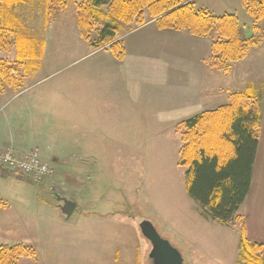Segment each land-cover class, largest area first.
Listing matches in <instances>:
<instances>
[{
    "label": "rangeland",
    "instance_id": "obj_1",
    "mask_svg": "<svg viewBox=\"0 0 264 264\" xmlns=\"http://www.w3.org/2000/svg\"><path fill=\"white\" fill-rule=\"evenodd\" d=\"M193 2L197 11L213 14L206 9V0ZM47 7L48 0H23L21 5L11 11L40 42H45V51L40 60V70L33 71L28 68L24 70L23 67L12 64L16 66L13 76L16 81L11 86L4 87L0 98V151L11 148L19 153H27L39 149L43 155V148L34 144L33 140L21 145L23 138L20 140L21 137L19 135L16 137L15 133L19 123L14 121L12 131H5L6 119L3 115L18 99L26 102L38 92L37 96L40 97L33 102L40 106L35 110L39 114L42 113L43 119H39V122L44 124L42 126L34 123L38 127V130L34 129L35 133L45 136L43 129L46 122L57 123L63 131L62 134L66 133L61 134L58 141L59 149L68 151L69 166H72L78 163L79 154L75 151L78 146L74 147L77 141L74 132H77L78 127L74 122L77 118L63 114L46 117L43 112L47 102L45 91L63 88L66 91L78 92L82 89L81 86H91L93 74L88 78L85 76L87 72L84 71L93 68L100 60L95 55L85 57L86 54L92 53L90 51L97 50L92 49L79 35L75 2L69 0L65 10H58L51 5L53 10L50 12L46 10ZM246 12L239 13L240 27L245 31L247 38L257 34L253 37L262 43L264 24L256 22L255 17L247 10ZM252 18L255 21L254 25H259L257 31L251 27ZM149 21L151 20L147 19V22ZM94 37L95 34L92 35V38ZM215 37L212 33L207 41L201 40L203 41L201 43L211 49ZM261 43L251 48L248 57L242 60L240 65L246 72L249 70L251 72L253 66H256L263 69L261 75L264 73V60H248L255 56V52L260 51ZM196 44L190 43L189 50H186L188 52L183 50L180 57H175L174 60L160 59L164 63L175 65L176 72L180 71V75H183L180 78L181 84L187 81V85L189 81L196 82V79L198 84H205L207 78L205 64L202 63L201 56L195 53L202 49L196 50L194 47ZM263 55L264 50L260 52V56ZM0 57L16 61V50L14 47L0 49ZM210 59L211 53L206 61ZM233 64L229 66L228 73L237 67ZM215 71L223 72L218 68ZM188 73L194 75L196 79H192ZM252 76L255 78L251 74L244 76L246 83H254ZM175 79L179 80L178 77ZM159 81L162 85L166 82L162 76L159 77ZM190 89L188 87L187 92H191ZM150 90L152 93L155 92L152 87ZM156 92L167 98L170 94L162 86H158ZM181 93L175 97L178 105H183L188 97V93L182 95ZM146 125L148 129L150 127L151 130L155 129L156 134L147 139L142 137L131 139L134 151L125 146L123 141L117 144L107 140L100 141L102 145H106L107 151L102 154L110 163L105 162L106 167L98 168H103L100 178L86 179L82 182L85 185L81 186L96 196L95 204L86 206L83 210L79 207L76 186L70 178L72 173L58 172V168L44 155L43 160L53 169V173L43 179L15 175L7 177L6 174L5 176L0 173V200L4 204L0 208V246L25 247L28 256L22 258L19 264H150L152 246L143 238L138 228L139 221L146 219L181 251L184 264H248L242 258L239 236L236 241L232 232L226 231L222 224L207 217L200 204L186 193L183 182L184 169L178 167L173 159L177 155L176 151H171V140L168 142L163 138L169 135L167 128L164 134H157L161 124ZM149 148L152 153L155 151L157 161L151 160L150 167L145 169L144 163L148 159L145 151L148 153ZM166 149L168 151H165ZM112 167L114 170L111 171ZM59 173L63 176L68 174L67 186L61 185L65 181L55 179ZM91 184H94V187L90 186ZM56 195L78 204L73 217L67 219L62 214L59 207L61 203ZM90 207L95 208L99 214L88 215L87 213L91 212ZM81 212H85V216L81 215ZM234 226L240 225L235 223Z\"/></svg>",
    "mask_w": 264,
    "mask_h": 264
},
{
    "label": "crops",
    "instance_id": "obj_2",
    "mask_svg": "<svg viewBox=\"0 0 264 264\" xmlns=\"http://www.w3.org/2000/svg\"><path fill=\"white\" fill-rule=\"evenodd\" d=\"M244 1L206 0V9L212 11L215 16L233 15L230 13H235L238 17L240 12H246ZM252 19L251 27L258 28L259 25H254V18ZM259 23L264 24V19L260 20ZM253 36L255 35H252L251 38ZM119 40L124 43L126 51L122 60H118L105 49L90 51L92 53L86 54L85 57L95 55L100 60L93 68L84 71L87 72L85 76L88 78H91L93 74L91 86H81L82 89L78 92L66 91L63 88L45 91L47 102L43 112H45L46 117L63 114L70 116V118H77L74 122L78 125L77 132H74L76 135L74 137L77 140L74 147L78 146L75 151L79 153L77 154L78 163L76 165L69 166L68 151L59 149L58 141L61 139L63 131L60 126H57V123L46 122L43 129L45 136L35 133L38 127L34 123H39L42 126L44 124L39 122V119H43L42 113L39 114L35 110L40 106L33 102L37 97L39 99L38 92H35L34 96L29 97L30 100H26V102L18 99L11 106L12 108L10 107L3 114L6 119L5 131H12L14 121L19 123L15 133L16 137L17 135L21 137L20 140L23 138L21 145H26L24 143L33 140L34 144L43 148V155L58 168V172L72 173L70 178L73 185L76 186L79 207L83 210L84 207L95 204L96 196L81 186L82 182L86 179L100 178V172L103 171V168H98L100 166L106 167L105 162L110 163L109 160H105L102 154V152L107 151V148L106 145L101 144V140L112 141L114 144L123 141L125 146H129L134 151L131 139L154 137L156 130H151L152 127L148 129L146 124H161L157 134H164L168 131L170 136L166 135L163 138L168 142L171 140V151H176L175 155H177L173 159L178 164L181 142L180 135L176 130L177 126L196 114L227 105L231 93L252 87L260 95L261 131L250 191L239 210V215L243 219L247 240L251 244L263 245L262 257L264 259V73L260 74L263 69L253 66V72L250 70L246 72L244 67L241 68L240 65L243 61H239L233 64L237 67H234L233 71L228 74L216 72V68L210 64L211 59L206 61L211 49L201 43L203 42L201 40L207 41L208 39L190 36L185 31H161L156 28L154 21H149L137 28L125 27L119 35ZM175 42L178 44H174ZM190 43H198L199 45L194 46L195 49H202L195 53L201 56L202 63L205 64H203L207 72L205 84H198L195 76L189 74L191 71L188 74L192 79H196V82L189 81L186 85L187 81H183L181 84L180 78L183 75H180V71L176 72L175 65L160 60L161 58H166V61L168 59L174 60L175 57H180L183 50H189ZM261 44L260 51L255 52V56L248 58V60H264V55L260 56V52L264 50V41ZM219 73L220 75H218ZM248 74L255 76V78L252 76L253 84L246 83L245 77ZM160 76L167 83L159 84ZM175 77H178L179 80L176 81ZM158 86L168 90L170 93L168 98L157 94L156 88ZM151 87L155 90L154 93L151 92ZM188 87L191 88V92H187ZM181 92L188 93V97L183 105H178L175 97ZM165 128H167L166 131ZM102 147H104L103 150ZM147 150L148 153L145 152L148 159L144 163L145 169L150 167L151 160L157 161L155 151L152 153L151 148ZM153 156L155 158H152ZM130 162L132 163V160ZM60 173L55 179L60 182H62L61 180L65 181L61 185L67 186L68 174L63 176ZM90 186L94 187V184ZM68 192L70 193V191ZM90 209L91 212L87 213L88 215L96 216L99 214L95 208L90 207ZM81 215L85 216V212H81ZM223 227L226 231L232 232L236 241L238 236L241 238L240 226Z\"/></svg>",
    "mask_w": 264,
    "mask_h": 264
},
{
    "label": "trees",
    "instance_id": "obj_3",
    "mask_svg": "<svg viewBox=\"0 0 264 264\" xmlns=\"http://www.w3.org/2000/svg\"><path fill=\"white\" fill-rule=\"evenodd\" d=\"M68 1L48 0L46 10L52 12L51 5L65 10ZM72 1L80 37L92 49H105L118 60L125 57L124 43L119 40L121 31L125 27H141L147 19L154 21L161 31H185L201 39H208L214 33L210 64L225 74L231 64L248 57L251 48L261 43L258 38L246 37L236 15L215 16L197 11L193 0ZM22 3L23 0H0V49L14 47L16 50V61L0 57V98L4 87L16 81L15 67L39 70L45 51V42H40L11 12ZM244 7L256 22L264 19V0H245ZM229 98L227 105L200 113L177 126L181 142L178 166L184 169L186 193L200 204L207 217L228 228L239 223L244 261L264 264L263 245L247 240L239 215L250 191L260 139V95L249 87L231 93ZM144 220H138L139 224ZM27 256L28 250L23 246H0V264H19Z\"/></svg>",
    "mask_w": 264,
    "mask_h": 264
},
{
    "label": "water",
    "instance_id": "obj_4",
    "mask_svg": "<svg viewBox=\"0 0 264 264\" xmlns=\"http://www.w3.org/2000/svg\"><path fill=\"white\" fill-rule=\"evenodd\" d=\"M57 200L63 203L60 206L62 213L67 219L71 218L77 208V203L60 196H57ZM139 228L144 239L152 246L149 256L150 264H184L182 253L158 232L151 221H142Z\"/></svg>",
    "mask_w": 264,
    "mask_h": 264
},
{
    "label": "built area",
    "instance_id": "obj_5",
    "mask_svg": "<svg viewBox=\"0 0 264 264\" xmlns=\"http://www.w3.org/2000/svg\"><path fill=\"white\" fill-rule=\"evenodd\" d=\"M0 167L31 179H43L53 173V169L43 160L39 149L27 153H19L11 148L0 151Z\"/></svg>",
    "mask_w": 264,
    "mask_h": 264
}]
</instances>
